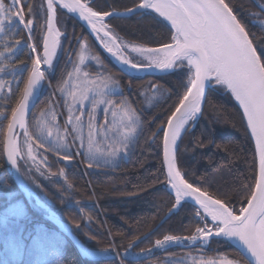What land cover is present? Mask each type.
Instances as JSON below:
<instances>
[{
	"label": "trees",
	"instance_id": "obj_1",
	"mask_svg": "<svg viewBox=\"0 0 264 264\" xmlns=\"http://www.w3.org/2000/svg\"><path fill=\"white\" fill-rule=\"evenodd\" d=\"M45 0H21L25 18L27 6L34 12L32 35L40 51L46 34ZM94 10L127 12L142 0H85ZM262 4L264 0H261ZM5 3L10 6L9 1ZM255 46L264 62V7L256 0H225ZM264 5V4H263ZM57 25L63 27L64 38L51 86L44 88L30 114L28 128L37 144L43 148L55 173L64 168L66 180H42L40 185L51 199L58 214L69 222L82 241L93 249L144 251L166 235L191 236L195 228L213 224L202 222L199 208L188 201L175 204V193L167 184L163 160V134L167 121L186 93L188 69L181 67L165 74L134 76L122 70L102 48L88 26L58 3ZM123 42L145 47H163L172 43L174 29L154 12L143 15L112 16L105 21ZM16 40L20 44H16ZM85 43L91 55L99 57L103 78H112L120 93L109 96L115 108L124 104L139 118L137 133L126 157L115 166L94 165L87 178L88 160L84 155H70L74 162L65 166L59 158L62 150L49 147L39 132L41 113L58 110L59 102L67 113L68 98L60 91L79 67V57ZM25 28L13 22L0 36V264H196L203 260L231 259L234 264H251L229 240L212 238L206 247H175L155 252L145 259H120L112 255L99 262L80 257L72 243L43 214L28 205L8 172L4 160V139L11 112L31 72L34 53L27 47ZM15 51L9 53L8 48ZM88 66H86L87 69ZM106 67L111 73H108ZM95 69V67H93ZM103 74V75H102ZM214 84V83H213ZM68 91L65 88V92ZM89 111V109H88ZM57 112V111H56ZM57 158V159H56ZM177 165L184 178L233 208L241 215L259 178V158L255 141L243 110L225 86L214 84L208 91L203 112L192 121L177 149ZM72 198L73 203L67 202ZM19 202L25 209L21 216H10L9 210ZM92 202L94 206H88Z\"/></svg>",
	"mask_w": 264,
	"mask_h": 264
},
{
	"label": "snow or ice",
	"instance_id": "obj_2",
	"mask_svg": "<svg viewBox=\"0 0 264 264\" xmlns=\"http://www.w3.org/2000/svg\"><path fill=\"white\" fill-rule=\"evenodd\" d=\"M10 2L11 6H8L5 0H0V34H6V26L15 22L27 30L31 39V14L34 12L32 5L27 6L26 10L30 15L26 20L20 0ZM57 3L69 13L78 14L106 51L123 67L136 71L163 72L181 67L188 69L186 93L179 100L174 114L168 119L167 130L163 134L162 164L166 166L167 184L174 190L176 206L185 198H191L202 209L203 214L196 213L200 220L205 222L210 217L213 224L212 227L207 223L196 227L191 236L166 235L163 239L155 241L156 246L165 248L173 244H183L184 241L196 245L199 241L201 247H206L210 236H222L228 240H238L254 259V264H264V62L249 40L248 32L225 0H142L135 8H128L123 15H143L151 9L171 23L175 34L170 37L172 43L165 42L163 47H144L140 44L130 46L121 41L105 22L107 17L119 16L120 13H101L89 6L85 0H47L48 15L45 21L46 34L43 36V55L35 57L17 105L11 112V122L7 125L9 160L15 165V157L19 154L16 137L13 135L14 129L18 125L27 131L25 117L38 87L45 79V71L42 68L47 66L51 69L61 44L63 32L57 27ZM16 44L19 45L20 41L16 40ZM27 47L32 53L36 52L35 45L29 44ZM129 47L131 53L142 58V63L134 61L126 54L125 50ZM86 49L85 43L79 57L80 66L88 59ZM7 51L11 53L15 49L10 47ZM4 57L5 52L0 51V58ZM93 58L99 60V57ZM3 70L0 68V73ZM73 78L75 83L71 88L65 82L64 87L60 89L68 98L66 125H70L75 134L73 142L78 140L80 147L85 149L89 168L93 167L94 163L97 166H115L119 152L114 147L112 151H101V141L97 137H103V141L107 142L109 133H115L120 136V143L126 150L137 131L135 121L138 118L122 104L111 113V127H98L99 106L105 105L104 124H108V109L114 105L111 101L97 97H103L114 82L108 78L103 81L102 86L97 87V80L90 78L89 72L82 71L81 67L74 69L69 80ZM213 83L230 90L243 108L259 155V181L255 184V191L250 194L247 207L240 208L241 215L234 214L230 204L214 198L200 187H194L177 167V140L185 125L197 119L205 100V89H211ZM65 88L68 91L65 92ZM86 106L89 111L85 121ZM47 115L50 119L45 118L46 113H41L40 134L45 138L53 137V129H56L49 147L70 153L68 133L66 130L63 133L59 130L55 111H48ZM63 158L71 159V156L68 154ZM192 264H196L195 258H192ZM199 264H234V261H205L201 258Z\"/></svg>",
	"mask_w": 264,
	"mask_h": 264
},
{
	"label": "rangeland",
	"instance_id": "obj_3",
	"mask_svg": "<svg viewBox=\"0 0 264 264\" xmlns=\"http://www.w3.org/2000/svg\"><path fill=\"white\" fill-rule=\"evenodd\" d=\"M256 1L259 3V5L261 4L264 7V5H263L264 3L262 4L261 0H256ZM20 3H21V0H20ZM44 4H45V10H46L47 9V0L44 1ZM21 6L23 7L22 3H21ZM147 11L154 12L153 10H147ZM124 13H126V12H123V13H120V14L123 15ZM23 14L25 15V12H23ZM47 15L48 14H46V19H47ZM162 19H164V18H162ZM84 23L86 24V22H84ZM58 28H60V30L63 32V35L61 36V44H60V47H59V51H58L57 57H56V59H55V61L53 63V66L51 67V69H47L45 71L46 76H47V82H46L44 88H47V87L51 86V78L55 74L57 62H58V59H59V57L61 55V50L60 49H61V47L63 45L64 30H63V27L60 25V23H58ZM88 28L90 29L89 26H88ZM25 31H26V33H27V35L29 37V34H28L26 29H25ZM92 34L94 35L96 40L99 42V44L102 46V48L106 51V49L103 47V45L101 44V42L99 41L97 36L93 32H92ZM1 35L2 34H0V36ZM29 42H30V44L35 45L36 48L38 49V47H37V45H36V43L34 41L32 33H31V39L29 37ZM124 43H127V42H124ZM128 44L130 46L132 45L130 43H128ZM38 51H39L38 53L40 54V56H42V51H40L39 49H38ZM125 52L134 61H136L138 63H142V58L138 57L135 53H131L130 47L128 49H126ZM36 53L37 52H34V56L35 57L37 56ZM85 53H86L88 59L86 60V62H85V64L83 66L79 65V67H81L82 71H88L89 72V77L96 79L97 80V87H100V86H102L103 81L105 79H108V78H103L101 76V72L103 73V66H101V63H99L100 61L98 62V60L93 58L95 56L91 55L88 51H85ZM109 56L113 59V61L120 68H123L122 66H120L116 62V60L110 54H109ZM86 66H88L87 69H86ZM93 67H95V69H93ZM106 70L108 71V73H111L110 72L111 70L109 68L106 67ZM156 72H159V71L156 70ZM161 74H165V73H161ZM131 75H133V74H131ZM145 75H146V73L143 74L142 76H145ZM134 76H138V75H134ZM110 80L112 82H114L112 84V86L108 89V91L105 93V95L103 97H99L98 96L97 99L103 98V99H105L107 101H111V102H113L114 106L113 107H109V109H108V116H107L108 124H104L105 116H104L103 109H104L105 105L102 104V105L99 106L98 113H97V126L98 127H100V126H103L105 128L111 127V125H112L111 113H112V111H115V110L118 109V108H115V101L111 100L109 98V96L115 95L116 93H120L121 91H120V89L117 86H115V81L112 78H110ZM68 82L69 83L71 82V84L73 86V84L75 83V80L73 78V80H69ZM213 85L214 84H212L211 86H213ZM0 91H1V88H0ZM57 106H58V110H54L56 115H57L56 124H57L59 130L61 131V133H63L65 130L67 131V133H68L67 141L71 145L70 153H66V154H70L71 155L73 153L72 151H74V152H76L77 156H80V155H84L85 156V149L80 147V142L78 140H75V142H73L75 134L72 132L71 126L70 125H66L67 113L65 114V112H63V109H62V107H61L59 102L57 103ZM84 111H85L84 119L86 121L87 120V112H88V107L87 106L85 107ZM135 117H137V115H135ZM139 122H140L139 118L136 119V121H135L136 129H137L138 125L140 124ZM55 133H56V129H53V137L45 138L42 135H41V137L43 138L44 141H50L52 143L53 138L55 136ZM136 133H137V131H136ZM136 133H135L134 137L132 138V141H131V143L129 144V146H128V148L126 150L123 148V145L120 143V136L115 134V133H109V139H108L107 142L103 141V137H97V139L101 141L99 147L101 148V151H105V150L112 151L113 147H114L119 152V156H118V158L116 160V163H115V165H116V164L119 163V161L123 157L127 156L128 151H129V149L131 147V144H132V142L134 141V139L136 137ZM32 137L33 136L30 134V130H27V131L24 130V131H21V132H19L17 134V139H18L19 144H20V150H21V156H22V161H19V166H20L19 169H20V172L23 175L25 181L27 182L29 188L31 189L32 193L35 196H37L39 199H41L43 202H45V204L47 206H49L51 208V210H53L54 212H57L56 211L57 209L55 207L54 202L51 199H49L47 194L44 192L42 186L40 185V182L42 180L45 181L46 179H49V178H54V179L56 178L58 180H66L67 177H68V171H66V169H64V168L60 169L56 173L54 171H52L51 168H50L51 167V161L49 160L46 152L43 150V148H41L37 144V142ZM85 144H86V141H85ZM59 160L67 167H70L72 164H74V162L71 159L59 158ZM94 165L97 166L94 163L93 164V168H95ZM97 167H100V166H97ZM95 169H97V168H95ZM92 172H93V170H92ZM67 202L69 204H75V203H73L74 201H72V198H70V197L67 199ZM86 205L94 206V204L92 202L87 203ZM32 208H34L36 211L40 212L44 216L46 215V211L44 209H41L37 205L32 206ZM24 209H25L24 203L19 202L18 204L14 205L13 207L10 208V210H9V215L10 216H8V217H11V216H13V217L14 216H18L19 217V216H21L23 214ZM199 212L201 214H203L202 209H199ZM208 219L211 221L210 217H208ZM208 226L212 227V224L208 225ZM214 237H216V236H214V235L210 236L209 237V241L212 238H214ZM197 244H200V242L198 241ZM185 246H194V245H190L188 241H184L183 244H173V245L167 246L165 248H158L156 246V244H154V246L152 248H150L148 250H144V251H133L132 249H129V250H125V251L121 252L120 254H118L116 251H113V252L110 251V255L108 257H110L112 255H115L118 258L122 259V261H123V259H130V260H132V259H145V258L153 255L155 252H160V251H165V250H168V249H171V248H175V247H185ZM124 253H128V255H124ZM108 257H106V258H108Z\"/></svg>",
	"mask_w": 264,
	"mask_h": 264
},
{
	"label": "water",
	"instance_id": "obj_4",
	"mask_svg": "<svg viewBox=\"0 0 264 264\" xmlns=\"http://www.w3.org/2000/svg\"><path fill=\"white\" fill-rule=\"evenodd\" d=\"M114 13H117V12H114ZM74 15L79 18V15L78 14H74ZM110 17H112V16L107 17L106 20L109 19ZM57 27H58V25H57ZM249 40H251L250 37H249ZM253 47L255 48L254 45H253ZM58 51H59V48L57 50V54H58ZM42 55H43V46H42ZM56 57H57V55H56ZM56 57L54 58V61H55ZM54 61H53V63H54ZM47 69H48L47 66H44L42 68V70H44V71H46ZM122 70L124 72L130 74L125 68H122ZM145 73H146V75L147 74H161V73L156 72V71H146ZM46 82H47V76H46V73H45V79H44V81L41 82V85L38 87V90L36 91V94L34 96L33 102L30 104V107H29V110H28V114L25 117V120H26V128L27 129H28V122H29L30 114L33 111V109L35 108V106H36V104H37V102H38V100L40 98V95H41V93H42V91L44 89V86H45ZM209 89L210 88H208V87H206V89H205V100L202 102L201 112L198 115H200L203 112V110H204ZM241 109L243 110L242 107H241ZM246 120H247V118H246ZM10 122H11V118H10L9 123ZM21 130H24V129L19 128V126L17 125L16 128L14 129V132H13V135L16 137L17 146L19 148V154L15 157V159H16V164L15 165L8 158V150H7L8 149V144H7V141H8V131L7 130H6L5 139H4V160H5L6 165L8 166V172L13 177V180H14L16 186L18 187V189L20 190V192L23 194L25 200L27 201V203L31 207L34 206V205H37L38 207H40L41 209H44L46 211L45 218L61 234H63L72 243V245L74 246V248L76 249V251L78 252V254L80 255V257L82 259L87 260V261H90V262H99V261H102L103 259H105L106 257H108L110 255V251L109 250L93 249V248L89 247L88 245H86L82 241V239L74 232V229H73L72 225L69 222H67L66 220H64L57 212H54L53 210H51V208L49 206H47L45 204V202H43L41 199H39L37 196H35L32 193L31 189L29 188L27 182L25 181V179H24V177L21 174L20 169H19V159L21 158V150H20L19 141L17 139V134ZM166 130H167V126L165 128V131ZM250 131H251V129H250ZM253 139L255 141V138L254 137H253ZM177 149H178V146L176 147V154H177ZM258 158H259V155H258ZM177 167H178V165H177ZM165 170H166V166H165ZM258 181H259V178H258ZM172 191L174 192V190H172ZM184 200L193 203L195 206H197L199 208V206L194 202L193 199H191V198H185ZM229 241L235 247H237V249L245 256V258L251 264H254V259L250 256V254L246 251V249L244 248V246L238 240L231 239Z\"/></svg>",
	"mask_w": 264,
	"mask_h": 264
},
{
	"label": "bare ground",
	"instance_id": "obj_5",
	"mask_svg": "<svg viewBox=\"0 0 264 264\" xmlns=\"http://www.w3.org/2000/svg\"><path fill=\"white\" fill-rule=\"evenodd\" d=\"M151 10V9H150ZM154 11V10H153ZM155 12V11H154ZM156 13V12H155ZM158 14V13H157ZM159 15V14H158ZM162 18H164V17H162ZM165 19V18H164ZM166 20V19H165ZM167 21V20H166ZM170 25H171V23L169 22V21H167ZM101 35H102V33H101ZM118 43H119V41H118ZM36 54L37 55H40L38 52V49L36 48ZM111 55V54H110ZM115 59V58H114ZM117 62V61H116ZM120 66H122L119 62H117ZM123 67V66H122ZM123 68H125V67H123ZM130 74H133V75H138V76H142L143 74H145V72L146 71H136V70H132V69H129V68H125ZM159 72H162V73H165V72H163V71H160V70H158ZM172 70H170V71H167V72H171ZM229 92H230V90H228ZM231 93V92H230ZM233 95V94H232ZM234 96V95H233ZM235 98V97H234ZM236 100V99H235ZM236 102L239 104V102L236 100ZM240 105V104H239ZM241 106V105H240ZM247 118V117H246ZM190 123H191V121H189V124L188 125H185V129L184 130H182L181 131V134H180V137L178 138V140H177V145H176V147L178 146V144H179V141H180V139H181V137H183V135L185 134V132H186V130L188 129V127H189V125H190ZM183 175V174H182ZM211 219V218H210Z\"/></svg>",
	"mask_w": 264,
	"mask_h": 264
},
{
	"label": "flooded vegetation",
	"instance_id": "obj_6",
	"mask_svg": "<svg viewBox=\"0 0 264 264\" xmlns=\"http://www.w3.org/2000/svg\"><path fill=\"white\" fill-rule=\"evenodd\" d=\"M27 130H29V128L27 129ZM21 131H24V130H21ZM21 131H19V132H21ZM18 132V133H19ZM33 138V137H32ZM44 150V149H43ZM45 151V150H44ZM19 161H22V156H21V158L19 159ZM20 167V166H19ZM92 170L93 171H95V168H93V167H91V169L87 166L86 167V169H85V174H86V176H87V178H90V172H92Z\"/></svg>",
	"mask_w": 264,
	"mask_h": 264
},
{
	"label": "built area",
	"instance_id": "obj_7",
	"mask_svg": "<svg viewBox=\"0 0 264 264\" xmlns=\"http://www.w3.org/2000/svg\"><path fill=\"white\" fill-rule=\"evenodd\" d=\"M8 1H9L10 6H11V2H10V0H8Z\"/></svg>",
	"mask_w": 264,
	"mask_h": 264
},
{
	"label": "crops",
	"instance_id": "obj_8",
	"mask_svg": "<svg viewBox=\"0 0 264 264\" xmlns=\"http://www.w3.org/2000/svg\"><path fill=\"white\" fill-rule=\"evenodd\" d=\"M145 47V46H144ZM141 58V57H140ZM160 73H162V72H160ZM165 73H168V72H165Z\"/></svg>",
	"mask_w": 264,
	"mask_h": 264
}]
</instances>
